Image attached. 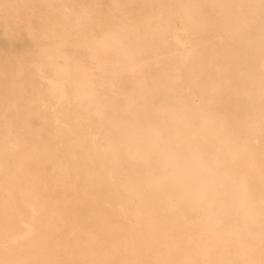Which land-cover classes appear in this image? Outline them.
<instances>
[{
  "label": "bare ground",
  "instance_id": "6f19581e",
  "mask_svg": "<svg viewBox=\"0 0 264 264\" xmlns=\"http://www.w3.org/2000/svg\"><path fill=\"white\" fill-rule=\"evenodd\" d=\"M0 264H264V0H0Z\"/></svg>",
  "mask_w": 264,
  "mask_h": 264
}]
</instances>
